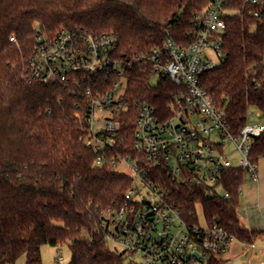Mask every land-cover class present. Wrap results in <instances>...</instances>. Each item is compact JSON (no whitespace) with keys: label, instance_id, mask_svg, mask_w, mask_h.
I'll list each match as a JSON object with an SVG mask.
<instances>
[{"label":"trees","instance_id":"1","mask_svg":"<svg viewBox=\"0 0 264 264\" xmlns=\"http://www.w3.org/2000/svg\"><path fill=\"white\" fill-rule=\"evenodd\" d=\"M211 0H0V264H41L42 247L68 245L70 264H129L112 249L99 229L100 211L122 203L133 177L105 163L86 143L87 125L75 118L77 97L62 85L27 79V61L36 42L34 24L46 36L63 29L101 34L114 32L144 46L166 38L192 42L193 19ZM244 0H229L221 35L224 62L200 77L203 89L222 105L238 134L256 108L264 122V17ZM15 38V41L12 40ZM130 40L121 45L132 57ZM150 66L128 74L127 98L168 111L182 87L159 77L152 84ZM136 113L124 115L123 133L106 157L134 155ZM264 156V134L252 144L256 163ZM248 170L221 172L219 188L174 183L170 201L190 219L201 207L208 222H218L241 242L254 243L264 231L251 230L239 218L240 192ZM228 194V198H225ZM216 258L210 264H224Z\"/></svg>","mask_w":264,"mask_h":264},{"label":"built area","instance_id":"2","mask_svg":"<svg viewBox=\"0 0 264 264\" xmlns=\"http://www.w3.org/2000/svg\"><path fill=\"white\" fill-rule=\"evenodd\" d=\"M244 1L255 16L264 17V0ZM228 3L211 0L194 17L193 40L187 45L166 38L161 46H144L114 32L71 29L46 36L34 27L36 45L27 61V79L68 88L77 97L74 116L87 125L86 143L97 156L96 164L108 163L133 177L122 203L101 209L99 223L106 243L129 264H210L214 258L224 260L234 242L247 248L245 264H264V246L241 242L218 222L201 223L197 209L188 219L158 177L164 173L174 183L207 188L209 194L219 188L223 170L240 166L258 178L250 154L255 139L264 134V122L250 120V115L260 119L261 112L251 109L235 134L220 102L200 84L201 76L224 62L221 35ZM124 39L131 43L128 59L121 50ZM137 65L152 68V84L164 77L182 87L168 111L127 98L128 74ZM133 112L135 154L106 157V149L123 133L124 115ZM136 257L140 263L134 262Z\"/></svg>","mask_w":264,"mask_h":264},{"label":"rangeland","instance_id":"3","mask_svg":"<svg viewBox=\"0 0 264 264\" xmlns=\"http://www.w3.org/2000/svg\"><path fill=\"white\" fill-rule=\"evenodd\" d=\"M37 26L34 24L33 27ZM12 40L15 41V38L12 37ZM208 54L210 58H215L213 50H209ZM153 84H157V79L153 80ZM254 118L255 121H260L254 115H250V120ZM261 122V121H260ZM229 150H232V146H228ZM124 169L123 167L120 168ZM126 171V169H124ZM259 181H252L254 178L250 173L247 174L244 184L240 192V218L243 224L249 227L250 222H253L254 216H256L259 210L264 212V159L259 161ZM259 183V184H258ZM248 201V202H247ZM251 204L255 206V210L244 211L247 205ZM198 216L201 223L205 222V217L201 207H197ZM260 217V216H259ZM262 219V218H261ZM257 244H264V236L260 237L257 240ZM246 247L241 245L239 242H234L231 248L225 252L222 257L225 261L224 264H243L242 261L246 259ZM58 257H61V264H70L72 253L68 245H63L59 247H53L50 245H44L42 247V262L41 264H58ZM135 263H140V258L133 259ZM129 263V260H126ZM16 264H27V258L25 255L21 256Z\"/></svg>","mask_w":264,"mask_h":264},{"label":"crops","instance_id":"4","mask_svg":"<svg viewBox=\"0 0 264 264\" xmlns=\"http://www.w3.org/2000/svg\"><path fill=\"white\" fill-rule=\"evenodd\" d=\"M262 159H264V158H262ZM261 160V159H260ZM259 160V161H260ZM259 161L257 162V174L259 173ZM258 178H260V176H259V174H258ZM257 178V180L259 181V179ZM257 180H252V181H257ZM257 181V182H258ZM260 182V181H259ZM259 184V183H258ZM248 202V201H247ZM249 210H255V206L254 205H251V204H249L248 203V205H247V207H246V209H244V211L246 212V211H249ZM239 212H240V207H239V209H238V214H239ZM258 213L259 214H257L256 216H254V218H253V222H250V225H249V227H247V228H249V229H251V230H258V231H264V212L262 211V210H259L258 211ZM260 216V217H259ZM239 218H240V215H239ZM262 218V219H261ZM240 220H241V218H240ZM241 222H242V220H241ZM243 223V222H242ZM244 225V224H243ZM245 226V225H244ZM264 235H262V236H260V237H263ZM259 237V238H260ZM259 238L257 239V240H259ZM257 240L255 241V243H257ZM241 244V243H240ZM242 245V244H241ZM261 246H264V244H261ZM246 260V259H245ZM245 260L244 261H242V263L243 264H245Z\"/></svg>","mask_w":264,"mask_h":264}]
</instances>
